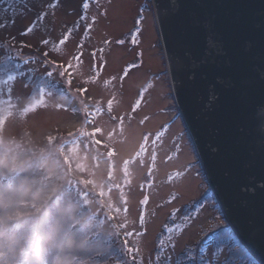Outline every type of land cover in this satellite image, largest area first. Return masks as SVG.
<instances>
[{"label":"rangeland","instance_id":"374dc122","mask_svg":"<svg viewBox=\"0 0 264 264\" xmlns=\"http://www.w3.org/2000/svg\"><path fill=\"white\" fill-rule=\"evenodd\" d=\"M49 2L51 0H27V3L25 0H0V21L15 20L14 25L0 30V42L9 45L7 48L0 47V61L9 59L21 65L19 69L21 74L14 81H7L0 85V111L7 110L12 113L7 126L0 131V145L15 156L21 151L30 152L35 149L39 157L50 160L58 158L59 165L67 175V181L77 188L91 211L90 213L98 219L101 218L108 232L112 236L114 234L117 236V229L114 225L121 223L123 217L113 221L108 213L112 205L120 207L123 205L120 203V193L114 189L107 194V189L110 183H120L123 179L120 156L114 158L113 162L109 161L102 155L105 151L102 146L97 150L95 145H86L87 138L82 139L79 145H70L61 150V137L66 139L68 132L81 127L91 131L93 124H84L85 116L82 111H72L66 108L65 110L55 109V105L60 102L51 93L43 96L47 106H38L29 113L26 120L21 119L18 115V108L31 105L29 104L30 88L26 85V79L29 76H44L50 79L57 86L67 90L72 107L77 109L82 107L81 100L88 104L89 112L95 113L97 107L101 108L103 114H97L95 126L102 127L105 142H107V133L114 132L112 140L115 141L114 146L118 150L121 148V141L125 139L132 141L134 136L148 132L155 133L162 130V126L167 125V132L155 147L157 170L154 173L156 179L153 181L152 189L139 188L140 183L147 181L146 174H143L146 173V159L143 169H139L138 164L130 166L133 172L131 187L124 190L128 203L126 216L128 228L122 230V234L123 231H142L138 222L141 208L139 200L143 198V195H149L145 224L147 233L139 237L134 234L128 240L130 246L140 248L138 260L143 257V264H155L149 257L155 255L158 235L163 226L167 224L172 209L180 208L179 215H182L185 207L200 196L204 187V177L200 172V164L193 151L184 121L178 109L174 108L175 101L153 2L152 0H90V7L87 10L88 22L91 23L92 16L96 17L91 31L81 41V36L84 34V26L81 24L79 31H74L63 46L58 44L62 38L61 33L67 31L81 15L83 0H61L60 5L53 10L54 15L50 12L43 21V27L38 26V30L33 34L20 35L33 22L42 5ZM29 8L32 11H29ZM141 16H143L142 20ZM137 28L140 31L136 35L137 43L133 44L131 40ZM11 37H15V40H10ZM43 38H50L56 43L59 54L49 51V56L59 63L68 61L75 52L83 51L80 63L72 61L75 67L71 73V85L66 82L69 78L67 76L54 74L49 78L45 75L51 69L42 63L43 52L49 50L39 44V40ZM119 40H123L124 44H118ZM105 41L108 43L105 44ZM21 42L32 47L21 49ZM78 43H83L82 50L77 49ZM93 52L95 56L91 55ZM139 53L143 54L142 57L138 55ZM28 59H32L33 62L24 63ZM130 64L140 66L130 70L127 77L121 79L124 69ZM59 71V69L56 70L57 73ZM94 72L97 77L96 82L85 83ZM112 77L116 79L110 85L105 86L103 82ZM145 87L148 91L145 93L141 108L132 113V105L139 97L140 90ZM81 88H86L87 91L77 92V89ZM9 89H11L10 95L13 98H21L18 108H12L2 102L8 99ZM113 96L115 100L112 116H125L123 135H121L118 121L113 120L107 111V102ZM13 102L15 103V100ZM128 114L132 116L131 121H129ZM145 115H148L150 119L144 125H140L139 121ZM47 135H52L57 139L49 142L46 139ZM181 136L183 139L179 143L182 150L178 155H174L173 140ZM97 139L101 137L97 136ZM151 150L150 139L149 153ZM66 155L68 160L65 159ZM167 155H173V159L165 163L164 159ZM189 162L191 163L190 171L182 181H175L172 184L167 182L168 174L182 170ZM113 163L115 164L114 169L112 168ZM110 170L113 171L112 181L107 179ZM89 179L92 183L84 182ZM101 191L106 194L99 195ZM174 191L181 193L180 198L170 205L158 208L157 205ZM202 208L203 210L199 213L201 223L185 233L177 244V255L182 253L185 246L197 242L201 237V231L211 225L215 211L208 204ZM153 212L155 215H152ZM173 235L175 236L176 233ZM17 240L23 239L18 238ZM118 241L121 244L120 240ZM211 251L212 249L209 248L208 254Z\"/></svg>","mask_w":264,"mask_h":264},{"label":"water","instance_id":"95a60500","mask_svg":"<svg viewBox=\"0 0 264 264\" xmlns=\"http://www.w3.org/2000/svg\"><path fill=\"white\" fill-rule=\"evenodd\" d=\"M152 2L174 101L206 180L264 264V0Z\"/></svg>","mask_w":264,"mask_h":264},{"label":"trees","instance_id":"16d2710c","mask_svg":"<svg viewBox=\"0 0 264 264\" xmlns=\"http://www.w3.org/2000/svg\"><path fill=\"white\" fill-rule=\"evenodd\" d=\"M15 66L12 60L0 61V85L8 81V75L21 74ZM42 82L47 83V91L60 104L76 111L67 90L44 76L27 77L29 104L40 98L38 91L35 97L32 94ZM200 172L204 177L203 190L186 207L208 204L215 214L211 225L201 231L200 239L188 246L198 248L202 238L208 239L212 250L221 245L226 254L233 252L235 264H259L225 219L201 166ZM90 212L77 188L67 181L58 158L39 157L35 149L15 156L0 145V264H118L113 249L121 247L119 238L112 236L102 219ZM167 224H171L170 219ZM221 230L232 234L229 243H223L222 238L213 239Z\"/></svg>","mask_w":264,"mask_h":264},{"label":"snow or ice","instance_id":"6c2138e0","mask_svg":"<svg viewBox=\"0 0 264 264\" xmlns=\"http://www.w3.org/2000/svg\"><path fill=\"white\" fill-rule=\"evenodd\" d=\"M61 0H51V2L42 5L41 10L36 13L35 18L33 22L27 26L20 35L27 36L30 34H33L35 31L38 30V26L43 27V21L46 17L49 16V13L51 12L54 15V11L59 5ZM25 3H27V0H25ZM90 7V0H83L81 4V15L78 17L77 21L74 22V24L67 29V31L61 33V39L58 41V44L60 46L65 45L68 40L71 38L72 33L74 31H79L81 24L84 26V34L81 36V41H83L88 33L91 31L93 25L96 22V17L92 16L91 23H89V17L87 15V10ZM29 11H32L31 8L28 9ZM7 11V9H5ZM142 11V10H141ZM23 12V10H21ZM143 19V16L140 18ZM139 23V21H138ZM15 20H4L0 21V30L8 27L9 25H14ZM140 29H136V33L133 34L131 42L133 44L137 43L136 35L139 33ZM10 40H15V37H11ZM108 41H105V44H107ZM118 44H124L123 40L117 41ZM39 44L45 46L48 48V51L43 52V60L42 63L46 67H49L51 70L47 71L45 75L49 78L53 77L54 74H58L60 76H67L69 77L66 82L71 85V73L74 69V65L72 64V61L75 60L77 63L81 62V57L83 56V51H77L75 54L71 56V58L64 62L59 63L57 60L51 59L49 56V51H53L56 54H59V51L57 49L56 43H54L50 38H43L39 40ZM9 45L4 44L0 42V47L7 48ZM23 47H32L31 45L24 44L21 42V49ZM77 49H83L84 45L83 43L77 44ZM102 51V50H101ZM91 55L95 56V52L91 53ZM142 57V53L138 54ZM32 59L25 60L24 63H32ZM140 65L138 64H130L128 65L124 71L122 78L127 77L128 73L132 69L138 68ZM16 69H20L21 65L18 63L16 64ZM59 69L60 71L57 73L56 70ZM17 78L16 75H8L7 80L8 81H14ZM96 73L94 72L92 76L89 77L85 83H95L96 82ZM116 78L112 77L109 80H105L103 83L105 86H108L114 81ZM37 91L40 94V98L38 100H35L34 103L31 105H25L22 108H18L21 102V98L15 97L13 98L10 93L11 89H9V96L8 99L3 100L2 102L4 104L10 105L12 108H18V115L21 119L26 120L27 116L30 112L34 111L38 106H47V103L44 101L43 96L44 95H50V93L47 92V83L42 82L38 88L34 87V91L32 96L35 97ZM86 88L77 89V92H86ZM148 91V88H142L140 90L139 97L135 100V102L132 105V113H135L138 109L141 108L142 101L145 98V93ZM15 100V103L13 102ZM115 100V96L112 97V99H109L107 102V111L109 116L113 119L118 121L120 125V132L121 135L124 133V115L120 116H112V108H113V101ZM81 108L76 109V111H82L85 120L84 124H93V127L91 131H87L85 127L77 128L75 131H70L67 133V138H60L61 140V150L64 148L69 147L70 145H79L80 141L84 138L86 139V145H95L97 146V150L102 146L105 151L102 152V155H104L109 161L114 160L117 156H120L121 159V172L123 174V179L120 183H110L109 187L107 189V194H110L114 189L120 193V203L123 205V207L112 205L109 209L108 216L111 220H116L119 217H123V221L119 224H115L114 227L117 229V236L116 239L120 236V233L122 230H125L128 228V221L126 219L127 212H128V203H127V196L124 194L125 188L131 187V177L133 175V172L130 170V166L137 165L139 169H143L145 167L146 159H147V168H146V177L147 181L146 183L142 182L139 184L140 189H152L153 187V181L156 179V176L154 173L157 170V152L155 150V147L157 145L158 141H161V138L165 135L167 132V125L162 126V130L157 131L155 133H144L140 134L138 136H134L132 141H128L125 139L124 141H121V148L118 150L117 147H115V141L112 140V137L114 135L113 131H109L107 133V142H105L104 139V131L102 127L95 126V121L97 118V114H103V110L99 107L96 108V112L92 113L88 111V104L84 103L83 100H81ZM55 109L58 110H65L64 104H57L55 105ZM12 113L7 110L0 111V131L4 130V128L7 126L8 121L11 117ZM129 121H131L132 116L131 114H128ZM150 117L148 115L143 116V118L139 121L140 125H144L146 121H148ZM97 136H100L101 139H97ZM46 139L49 142H53L57 139V137H54L52 135H47ZM150 139H151V152L149 153V146H150ZM183 138L177 137L173 140V148H174V155H178L180 151L182 150L181 144L179 141H181ZM65 159L68 160L67 155L65 156ZM173 159V155H167L164 159V162L167 163ZM71 161L69 160V164ZM112 168H115V164L113 163ZM191 168V163L189 162L187 165H185L182 170L175 171L172 174L167 175V182L172 184L175 181H182L184 177L189 173ZM107 179L109 181L113 180V171L110 170L107 174ZM85 183H92V180H85ZM174 186H176L174 184ZM106 193L104 191H101L99 195L104 196ZM181 193L179 191L172 192L167 199L163 200L160 204L157 205L158 208H163L167 205L172 204L174 201L178 200L180 198ZM139 204L141 206L140 208V214H139V225L142 228V231L135 232L133 231H123L124 239L121 241V247L114 248L113 252L115 253V257L118 260V264H143V257H140L139 260L137 259L140 248L138 246H130L129 245V237H132L134 234L136 236H143L147 233V228L145 227L146 224V216L148 215L147 211V205L149 204V195L145 194L143 195V198L139 200ZM203 210L202 207H197L196 204H193L191 208L185 207V210L182 215H179L181 213L180 208H173L169 219L171 221V224H165L163 226L164 231L160 234L157 242V250L155 252L154 256H150L149 259L154 261L155 264H235V261L232 259L233 252L229 251L227 254L225 253V249L221 245H217L210 254H208V249L210 246V241L208 239L202 238V244L198 242V248L192 247V246H185L184 250H182V254L177 255L176 254V248L177 244L180 242V240L183 238L185 233L196 227L197 224L201 223L199 213ZM152 215H155L153 212ZM179 221V222H177ZM176 233L174 236L173 234ZM205 237H207L209 234L205 232ZM223 240V243H229L232 239V234L226 233L223 230H221L220 233H217L215 236H213V239H221ZM175 257V261H174Z\"/></svg>","mask_w":264,"mask_h":264},{"label":"bare ground","instance_id":"6f19581e","mask_svg":"<svg viewBox=\"0 0 264 264\" xmlns=\"http://www.w3.org/2000/svg\"><path fill=\"white\" fill-rule=\"evenodd\" d=\"M198 161H199V159H198Z\"/></svg>","mask_w":264,"mask_h":264},{"label":"flooded vegetation","instance_id":"af4514ba","mask_svg":"<svg viewBox=\"0 0 264 264\" xmlns=\"http://www.w3.org/2000/svg\"><path fill=\"white\" fill-rule=\"evenodd\" d=\"M135 31V30H134Z\"/></svg>","mask_w":264,"mask_h":264}]
</instances>
